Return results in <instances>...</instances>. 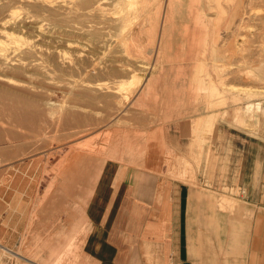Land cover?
Wrapping results in <instances>:
<instances>
[{
  "label": "crops",
  "instance_id": "obj_1",
  "mask_svg": "<svg viewBox=\"0 0 264 264\" xmlns=\"http://www.w3.org/2000/svg\"><path fill=\"white\" fill-rule=\"evenodd\" d=\"M153 117L115 130L81 176L68 163L49 192L6 191L0 264H59L70 249L76 264H264V140L237 145L221 127L206 144L202 119Z\"/></svg>",
  "mask_w": 264,
  "mask_h": 264
},
{
  "label": "rangeland",
  "instance_id": "obj_2",
  "mask_svg": "<svg viewBox=\"0 0 264 264\" xmlns=\"http://www.w3.org/2000/svg\"><path fill=\"white\" fill-rule=\"evenodd\" d=\"M236 6L237 4H222L228 19L231 21L234 18L231 29H220L218 40V59L219 62L222 60L219 66L223 68L226 65V71L222 74L225 79L223 86L218 85L213 62L209 58L205 62L206 69L212 73L214 84L220 90L227 89L226 95L232 97H227L228 101L223 107L215 108L217 113H226V117L225 120L222 116L219 117L212 132L207 130L205 134L202 133L207 136L203 141L206 144L210 141L209 135L215 134L221 127L229 128L226 130L235 135L234 144L237 145L245 138L264 140V122L261 124L262 128L258 123L257 128L250 129L242 127L233 119L234 110L245 107L248 102V96L244 93L257 92L258 87L264 88V79L257 81L249 78L248 74L245 75L250 71L256 73L254 67L257 68L264 62V23L253 17L256 12L250 11L248 4H240L237 13H234ZM253 8L262 9V4H253ZM208 13L212 22L218 19L217 10ZM249 15L252 16L250 20L247 19ZM148 24L145 26L148 27ZM198 24L193 14L188 12L183 18L171 21L172 26L170 25L162 42L166 50L163 54L167 58L163 59L164 64L160 61L158 68L154 69L151 66L155 53H152L151 48L155 45L154 40L157 39V44L160 41L153 33H148L149 36L147 33L140 34L141 36L138 34L143 38L138 39L146 43L143 44L146 45L145 50L144 46L137 47L140 50L138 53H144L139 54L142 58L136 57L134 62L130 61L132 67L128 64L113 69L107 64L92 67L93 64L106 62L104 52L95 48L88 37L74 30H55L50 35L51 40H39L43 52L36 54L37 66L30 68L28 74L17 73V77L25 82L27 88L35 85L36 89L27 95L23 92L26 90L24 87L5 84L0 86V214L6 191L16 195L27 192L31 196L38 192L41 187L39 183H42V191L49 192L51 179H61L68 163L72 172L75 171V176H81L78 165L91 155L103 154L113 135H117V129L129 127L130 123H139L142 119L144 123L147 119L151 121V115L156 119L162 115L164 123H171L172 128L178 127L182 121L186 122L188 128L190 122L193 126L198 119L211 115L214 110L208 109L203 100L204 95L200 94L197 101L195 94L199 83L194 81V74L196 76L197 46L201 38ZM57 53L64 54L67 58L65 63L59 55L55 57ZM57 60L60 61L59 64L61 61L62 63L57 65ZM131 74H138L142 79V83H138V87L132 92L133 96L129 91L121 94L116 89H104L106 86L102 84L82 82L83 77L99 82L107 79L111 87H117L116 82ZM235 86L237 93L246 97L242 98L240 104L232 101ZM145 93L146 97L142 98ZM115 94L120 95L117 98ZM255 101L259 102L260 98ZM47 102L64 107L63 114L51 115ZM260 102L264 104V98ZM194 136L197 137L198 134ZM188 168H191L189 164ZM12 210H15L14 206ZM15 250L26 254L24 249ZM66 251L59 255V264H76L80 261L77 249Z\"/></svg>",
  "mask_w": 264,
  "mask_h": 264
},
{
  "label": "bare ground",
  "instance_id": "obj_3",
  "mask_svg": "<svg viewBox=\"0 0 264 264\" xmlns=\"http://www.w3.org/2000/svg\"><path fill=\"white\" fill-rule=\"evenodd\" d=\"M222 4H237L236 8L234 7V13H237L240 4H248L250 6L249 10L256 12L253 14V17L261 23H264V0H0V86L5 84L24 87L26 89L23 90L24 94L32 93L33 89H36L35 85L27 88L25 82L19 80L17 73L28 74L30 73V68L37 66L36 54L43 52V46L39 44V40H51L50 35L54 34L55 30L65 31L71 29L88 37L95 48L104 52V57L106 58V62H99L91 66L97 68L98 65L107 64L112 69L116 68V66L122 67L131 64L130 61L134 62L133 59L135 60L136 57L142 58L139 54L143 52L138 53L140 50L137 47H142L146 43L138 38H140V34L144 35V33H147L148 35V33H153L158 36L160 42L157 44V39L154 40L155 45L153 44L151 48V50L153 49L152 53H155L154 65L152 64L150 66L153 69L155 67L158 68L157 65L160 64V61L163 63V59L167 58L163 54L166 50H164L165 47L162 42L168 34L171 21L173 19L183 18L184 14L188 12L192 13L200 24H198V32L200 34L197 32V34L201 35V38L200 41L197 39L199 41V46L197 47L199 48L197 49L196 76L194 74V81L199 83L197 87L195 86L198 90L196 91L195 88V94H197L196 100L199 101L200 94L204 95L205 99L203 100L208 109L214 110L211 115L197 122L196 131L200 134L207 130L208 132H212L218 123L219 117L222 116L223 119L226 117V113H217L215 108L217 107L219 109L223 107L228 101L227 97L232 98L227 96V89L220 90L214 84L215 81H213L214 78L212 79V73L206 69L207 63H205L208 58L213 62L214 70H212L218 79V85L223 86L225 79L222 74L226 71V65L223 68L219 66L222 60L219 62L218 59V40L220 29H231L234 18L231 21L228 19V15L222 7ZM253 4H262V9L253 8ZM214 9L218 11V19L212 22L208 12ZM251 18L252 16L249 15L247 19L250 20ZM147 23H149L148 27L145 26ZM145 48L146 45L144 46V50ZM58 55L65 63L67 58L64 54L57 53L55 57H58ZM224 56L226 57V55ZM59 62L57 60V65L61 64ZM149 64H146V66H149ZM92 67L91 69H93ZM252 67L250 66V68ZM254 69L256 73L250 71L246 72L245 75L248 74L249 78L256 79L257 81L261 78L263 81L264 62L259 67H254ZM124 73L126 72L124 71ZM87 81L105 85L106 87L104 89L106 90H119L121 94L124 91H129V94L131 93L132 96V92H134L137 84L142 83L141 76L138 74H131L128 78H122L115 83L117 87H111L107 79L99 82L89 81L85 77L82 78V82L86 83ZM195 84L197 83L195 82ZM236 88L235 86L233 89L235 93L233 92L232 101L240 104L243 97L242 93H237L238 89ZM229 90L232 92L231 89ZM115 95L118 98L120 94ZM244 95L246 97L248 96L246 99L248 102L245 107H238L234 110L233 119L235 118V122L242 127L255 129L258 127V123H260V128H262L264 125V104L260 101L264 98V88L258 87L257 92L244 93ZM32 97L34 98V96ZM145 97L146 93L142 98ZM257 98H260L259 102L255 101V99L258 100ZM46 105L51 115L61 116L63 114L64 107L55 105L54 103L52 104L51 102H47ZM261 124H263L262 127ZM198 142L201 143V141ZM120 143L122 144L121 141ZM140 148L144 149L145 147L142 145ZM123 260H125L124 255Z\"/></svg>",
  "mask_w": 264,
  "mask_h": 264
}]
</instances>
